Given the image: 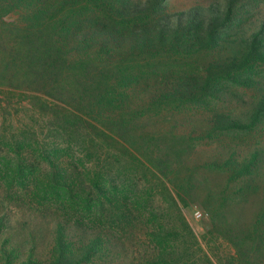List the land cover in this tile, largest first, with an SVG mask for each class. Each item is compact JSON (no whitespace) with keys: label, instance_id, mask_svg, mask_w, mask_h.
<instances>
[{"label":"trees","instance_id":"obj_1","mask_svg":"<svg viewBox=\"0 0 264 264\" xmlns=\"http://www.w3.org/2000/svg\"><path fill=\"white\" fill-rule=\"evenodd\" d=\"M260 1L0 0V264H197L160 196L264 264Z\"/></svg>","mask_w":264,"mask_h":264},{"label":"rangeland","instance_id":"obj_2","mask_svg":"<svg viewBox=\"0 0 264 264\" xmlns=\"http://www.w3.org/2000/svg\"><path fill=\"white\" fill-rule=\"evenodd\" d=\"M196 0H170V3L174 7H185L193 3ZM258 9L264 13V0L260 1ZM1 89V88H0ZM19 101V100H18ZM16 98H12L11 95L6 94L2 89L0 92V106L3 107L0 110V120L5 119V123L11 126L12 131L18 132L19 129H22L23 126L31 125V112L28 110V103L26 101H19ZM37 133V132H36ZM35 133V135H36ZM262 133V132H260ZM30 139L28 141L34 143L33 138L34 134H29ZM255 138L258 134H251L246 137V141L250 138ZM42 140V135L38 136ZM254 140V138L252 139ZM214 141L209 143H201L197 146V151L195 152L200 157L199 163H203L209 155L210 148L214 147ZM164 197H158L157 203L162 206L160 211H163L173 222L174 224L180 225L181 228V239H184L185 245L187 246V255L197 262V264H202L207 262L205 259H209L212 264H220L219 261L226 259L233 252L230 246L222 241L221 239L212 240L210 239V231H214L216 222L220 220V216H215L213 221H210V218L203 212V209L197 204H190L187 207H184L181 203L168 204ZM235 199L234 201H237ZM231 203H234L233 201ZM159 211V212H160ZM200 211L201 215L198 217L195 212ZM224 215V214H223ZM181 218L186 224L184 228L181 223ZM136 235L139 238L137 242L146 244L149 239H144L145 229L141 226L137 227ZM136 242V243H137ZM182 244V242L180 241ZM182 246V245H181ZM140 248H143L140 246Z\"/></svg>","mask_w":264,"mask_h":264},{"label":"built area","instance_id":"obj_3","mask_svg":"<svg viewBox=\"0 0 264 264\" xmlns=\"http://www.w3.org/2000/svg\"><path fill=\"white\" fill-rule=\"evenodd\" d=\"M195 214L199 217L201 215V212L200 211H196Z\"/></svg>","mask_w":264,"mask_h":264}]
</instances>
